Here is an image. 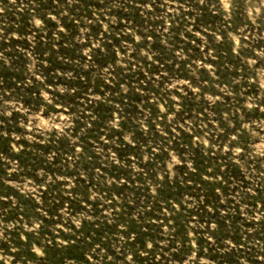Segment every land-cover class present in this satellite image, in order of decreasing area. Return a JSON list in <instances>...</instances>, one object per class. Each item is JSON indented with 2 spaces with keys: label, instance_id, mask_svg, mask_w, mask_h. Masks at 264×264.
<instances>
[{
  "label": "rangeland",
  "instance_id": "obj_1",
  "mask_svg": "<svg viewBox=\"0 0 264 264\" xmlns=\"http://www.w3.org/2000/svg\"><path fill=\"white\" fill-rule=\"evenodd\" d=\"M0 264H264V0H0Z\"/></svg>",
  "mask_w": 264,
  "mask_h": 264
}]
</instances>
